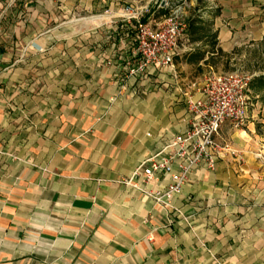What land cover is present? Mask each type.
Returning <instances> with one entry per match:
<instances>
[{
    "label": "crops",
    "instance_id": "obj_1",
    "mask_svg": "<svg viewBox=\"0 0 264 264\" xmlns=\"http://www.w3.org/2000/svg\"><path fill=\"white\" fill-rule=\"evenodd\" d=\"M65 3L0 0V264H264V113L223 125L216 170L156 205L125 181L188 128L199 49L133 75L129 5Z\"/></svg>",
    "mask_w": 264,
    "mask_h": 264
},
{
    "label": "built area",
    "instance_id": "obj_2",
    "mask_svg": "<svg viewBox=\"0 0 264 264\" xmlns=\"http://www.w3.org/2000/svg\"><path fill=\"white\" fill-rule=\"evenodd\" d=\"M35 2L39 0H10ZM183 2V0H180ZM162 7H170L164 2ZM171 9V8H170ZM152 8L129 6L124 21L135 31L136 68L131 74L144 76L151 67H168L179 55L180 41L188 32V23L175 11L153 25L146 21ZM254 76L222 73L207 77L199 88L200 96L187 97L192 116L188 128L171 138L164 147L149 156L134 171L126 185L140 191L156 205L171 208L173 200L189 183L197 170L214 172L218 162L230 153V146L219 142L223 125L242 129L248 120V92ZM168 183L163 185V181ZM154 184L156 186L152 187Z\"/></svg>",
    "mask_w": 264,
    "mask_h": 264
},
{
    "label": "rangeland",
    "instance_id": "obj_3",
    "mask_svg": "<svg viewBox=\"0 0 264 264\" xmlns=\"http://www.w3.org/2000/svg\"><path fill=\"white\" fill-rule=\"evenodd\" d=\"M65 5L81 8L83 16H89L91 11L90 6L95 8L100 3L129 5V6H150L155 11V20L152 23L157 25L165 18L158 17L160 5L164 2L169 4L171 13L179 11L184 19L189 22L191 18H198L205 22L211 23L212 33H217L219 46L221 37L227 42V36H237L238 45L228 50L224 44V52L231 55V60L224 59V63L219 66H204L202 71L194 68L182 70L184 74L188 73L193 80L196 89L200 88L204 80L212 75L222 73H238L240 75L254 76L253 82L248 92L249 110L262 114L264 113V85H260V78L264 77V38H260L264 34V0H207L200 3V0H63ZM174 1V3H172ZM240 2V3H239ZM76 5V6H75ZM168 8V7H166ZM233 24H237L233 25ZM225 34H227L225 36ZM262 44V45H261ZM208 40L201 43H193L190 34L180 41L182 50L190 49H207ZM180 57L176 58L172 65L175 69L178 68V62L183 59V52ZM171 67V66H170ZM227 70V71H225Z\"/></svg>",
    "mask_w": 264,
    "mask_h": 264
},
{
    "label": "trees",
    "instance_id": "obj_4",
    "mask_svg": "<svg viewBox=\"0 0 264 264\" xmlns=\"http://www.w3.org/2000/svg\"><path fill=\"white\" fill-rule=\"evenodd\" d=\"M207 0H200V3H203ZM174 3V1L172 2ZM160 13L164 17H168L171 14L170 8L161 9ZM211 23L205 22L198 18H191L188 22V33L190 34L191 40L193 43H201L208 40L209 45L207 49H199L192 56H190L189 62L191 63H200L204 62L206 66L218 67L219 64L224 63V59L231 60V55L225 53L220 47L217 40V33H212ZM262 45V44H261ZM208 57V58H207ZM202 70V67L198 68ZM227 71V70H225ZM260 85H264V77L260 78Z\"/></svg>",
    "mask_w": 264,
    "mask_h": 264
}]
</instances>
